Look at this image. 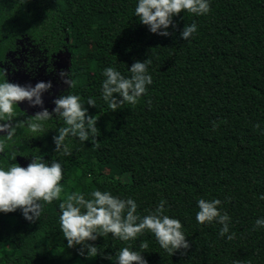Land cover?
<instances>
[{"label": "trees", "instance_id": "trees-1", "mask_svg": "<svg viewBox=\"0 0 264 264\" xmlns=\"http://www.w3.org/2000/svg\"><path fill=\"white\" fill-rule=\"evenodd\" d=\"M209 3L206 15L174 17L175 28L163 37L139 23L138 0H0V68L7 82L17 84L19 73L29 83L42 78L52 84L51 102L71 91L89 115L99 116L98 146L69 138L72 155L56 153L53 137L63 121L53 116L44 132L18 129L0 167L26 168L39 149L46 162L63 165L61 201L74 191L86 198L94 189L109 191L134 199L143 217L164 200L165 214L182 223L190 244L171 256L151 232L127 242L109 235L91 242L101 255L88 259L80 246L67 248L61 201H54L35 223L20 210L0 213V264H116L121 248L141 251V241L149 245L142 254L147 264H264V228L252 230L264 219V0ZM192 23L198 30L185 41L181 32ZM63 54L69 65L60 70ZM80 55H86L83 66ZM147 59L153 80L147 93L112 112L101 98L103 70L114 67L128 78L132 64ZM61 71L72 72L71 90ZM90 97L96 108L87 105ZM14 110L13 124L35 115L18 105ZM10 151L15 161L7 158ZM199 198L222 202L234 239L221 237L216 222L196 221Z\"/></svg>", "mask_w": 264, "mask_h": 264}, {"label": "clouds", "instance_id": "clouds-1", "mask_svg": "<svg viewBox=\"0 0 264 264\" xmlns=\"http://www.w3.org/2000/svg\"><path fill=\"white\" fill-rule=\"evenodd\" d=\"M187 12L194 16H203L210 12L209 0H138L135 7V17L139 23L147 26L151 33L167 37L169 27L175 28L173 18ZM195 23L186 24L181 32V38L188 41L196 32ZM151 61H136L130 68L131 76L126 78L114 67L103 70L105 77L102 83L101 98L107 107L116 112L123 105L135 106L140 98L147 93V86L153 83L148 67ZM4 80L0 82V154H5L6 149H11L18 129H27L33 134L44 132L45 122L56 119L63 121V125L53 137L55 152L62 156H71V141L69 138H78L82 143L91 141L93 146H98L96 137L99 129L98 115H89L83 106L79 95L71 91L61 95L53 103L55 105L50 113L47 109L36 113L24 121L13 124L17 118L15 107L18 103L27 101L30 107H43L41 96L52 88L51 82H39L32 86H20L9 83L5 77V70L0 68ZM63 82L74 87L72 72H60ZM121 99H117L116 96ZM150 103V102H149ZM87 105L96 108L94 98L87 99ZM226 123V122H225ZM218 124L213 123L215 131ZM257 130L260 125L254 126ZM33 155L28 166L21 167L17 163H9L0 167V213L8 214L20 210L24 219L30 223L39 221L45 204L61 201L62 183L64 179L63 165L52 159L49 164L39 154ZM18 155L9 152L8 159L12 162ZM86 198L80 191L66 194L59 203V225L67 248L80 246V255L87 253L86 258L93 259L101 255L100 248L93 243L98 238L111 235L120 241L136 240L146 231L151 232L159 246L173 256L177 251L186 252L190 248L186 236L182 231V223L178 219L165 214L166 201L161 200L154 211L143 217L137 215L138 205L132 198L121 199L113 196L109 191L94 189ZM264 200V195L260 197ZM222 202L219 199L206 200L199 198L197 205L196 221L200 225L216 222L222 225L219 235L227 236L228 240L235 238V233L229 235L230 217L227 212H221ZM264 228V219H257L253 231ZM147 241H141V251L123 247L116 253V264H147L143 257L144 250L148 248ZM182 254H184L182 252ZM111 259L110 256L105 257Z\"/></svg>", "mask_w": 264, "mask_h": 264}, {"label": "rangeland", "instance_id": "rangeland-1", "mask_svg": "<svg viewBox=\"0 0 264 264\" xmlns=\"http://www.w3.org/2000/svg\"><path fill=\"white\" fill-rule=\"evenodd\" d=\"M94 50V46L92 45V44H90L89 46H88V51H93ZM59 60H60V63L61 64H59L58 65V67L60 68V69H65L68 65H69V59H68V56L66 55V54H63V55H60L59 56ZM85 63H86V55H80V56H78V58H77V64L79 65V66H83V65H85ZM17 79H18V84L20 85V86H24V87H26V86H32V87H35V85L37 84V83H39V82H43L42 81V79L41 78H39V80H37V82H35V83H29L28 81H27V79L24 77V75L21 73H19L18 74V76H17ZM41 99L43 100V107L41 108L40 106H38L36 109H34V113H38V112H41V111H43L44 109H47V108H49L50 106L48 105L49 104V102H48V97H47V92H44L43 94H42V96H41ZM21 103H27V101H24V102H21ZM47 105V106H46ZM25 107H26V109H27V105L25 104ZM24 107V108H25Z\"/></svg>", "mask_w": 264, "mask_h": 264}, {"label": "water", "instance_id": "water-1", "mask_svg": "<svg viewBox=\"0 0 264 264\" xmlns=\"http://www.w3.org/2000/svg\"><path fill=\"white\" fill-rule=\"evenodd\" d=\"M17 84H18V82H17ZM25 104L27 105V109H26V107H25ZM18 103V106L21 108V109H23V110H25L26 111V113H28V114H30V115H34V114H36V113H34L33 111H34V109H36L37 107H30L29 106V103L27 102V103ZM25 107V108H24Z\"/></svg>", "mask_w": 264, "mask_h": 264}, {"label": "flooded vegetation", "instance_id": "flooded-vegetation-1", "mask_svg": "<svg viewBox=\"0 0 264 264\" xmlns=\"http://www.w3.org/2000/svg\"><path fill=\"white\" fill-rule=\"evenodd\" d=\"M59 64H61V63H59ZM58 64V65H59ZM60 69V68H59ZM60 70H62V69H60ZM63 70H65V69H63ZM42 79V78H41ZM39 80V79H38ZM42 81H43V79H42ZM37 82V81H36ZM49 94H48V92H47V97H48V102H49V106L51 107V108H53V102H51V100L49 99V97L50 96H48ZM47 106V105H46ZM50 107L49 108H47V110H49L50 109Z\"/></svg>", "mask_w": 264, "mask_h": 264}]
</instances>
